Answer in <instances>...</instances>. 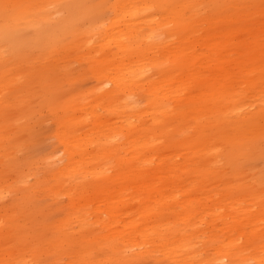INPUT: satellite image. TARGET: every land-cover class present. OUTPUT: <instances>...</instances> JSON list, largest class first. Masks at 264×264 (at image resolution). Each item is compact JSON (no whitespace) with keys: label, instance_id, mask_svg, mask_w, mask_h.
Returning a JSON list of instances; mask_svg holds the SVG:
<instances>
[{"label":"rangeland","instance_id":"rangeland-1","mask_svg":"<svg viewBox=\"0 0 264 264\" xmlns=\"http://www.w3.org/2000/svg\"><path fill=\"white\" fill-rule=\"evenodd\" d=\"M149 1L166 19L148 58L93 39L117 0H87L0 58V264H264V0ZM130 65L146 70L127 98L113 80ZM117 97L146 110L149 146ZM138 229L156 242L132 261L114 239Z\"/></svg>","mask_w":264,"mask_h":264},{"label":"bare ground","instance_id":"bare-ground-1","mask_svg":"<svg viewBox=\"0 0 264 264\" xmlns=\"http://www.w3.org/2000/svg\"><path fill=\"white\" fill-rule=\"evenodd\" d=\"M9 1L15 4L13 6L14 10H12L11 12H7L5 10L7 14L4 12V14H2L1 16L2 17V24L0 25V58L1 60H4L5 57L7 56L6 48L9 45L13 44L15 40L19 38L27 39L26 36L31 35L29 34V32L32 34L44 33L46 31H49L47 29H52L55 27V25L59 23L65 24L66 18L65 16H62V13H66L68 17L74 19L73 15H76L75 12L77 11V9L84 8L85 3L87 2V0H24V1L23 0H0V8L6 6V4ZM165 19L166 18H164L163 10L158 9L156 5H154L149 0H144V1L117 0L116 5L113 7L112 14L106 18H102L99 22H97L100 26L99 28L93 29V32H94L93 39H95L94 38L95 35H99L98 42H100L101 40L106 42L103 45L101 44L102 49L112 46L111 52L116 51L118 53L124 54V56H127V60L130 59L128 57L129 54L127 52L131 50H134L136 52L142 51L144 55L146 56V58H148L147 56L149 52H151V50L159 48V45H160L159 36L165 32L164 25H163V21H165ZM175 19L177 20L179 18H175ZM172 21H174V19H168L167 22H172ZM137 24L140 25L139 26L140 29L137 28L138 26ZM122 27L124 28L122 29ZM74 30L75 28H72L69 34H72ZM157 38L159 40L155 41ZM68 44H70V41H68L64 45V48ZM99 46L100 45H94V46L91 45L89 52H92V51L99 52L100 51ZM18 50L20 49L19 48L13 49V51L15 52H18ZM18 53H15V54H18ZM145 68L146 67L143 66L141 69H138L137 67H132L131 65L127 67L124 66L122 68L123 72L125 73L119 74L118 77L115 80H113L114 81L113 83L115 84V87L123 93L122 94L123 96H126L127 98L129 97L128 94L135 96L134 89L143 81V80H140V76L146 70ZM149 82H150V85L153 86L155 91L159 92V88L157 87V82H155L154 80H149ZM160 92L162 93L164 97L167 96V94L164 93V90H160ZM127 98L125 97L115 98L118 101L117 109L119 110L117 111H119L122 114V117L125 119V123H128V128L130 129L131 136H133V141L140 142V143L142 142V146H149L148 144L151 141L150 135H143L146 132V129L144 127L148 124L147 121L144 119V113L146 110L140 112L142 109H139L136 106L135 102H132ZM161 105H163L162 101H155L154 108L159 107ZM129 110H131V112H129ZM151 120L157 125H160V128L164 126L165 121L163 118H161V116L153 115ZM137 123H140V124L138 125ZM117 152H118V155H120L119 151ZM167 158H168L167 156L160 154L159 164L155 168V170H153V172L151 173L152 175L160 176L161 179H163L164 173H166L167 167H168L167 165L168 161H166ZM140 159H141V162L143 163V166L151 162V159L148 156H141ZM92 170L93 169L91 168L90 171ZM169 196L170 195H167V194L163 195L165 199H167V197ZM110 211L114 212L112 205H110ZM122 225H124L122 226L123 228L127 226L126 223H123ZM141 238H144L146 241L144 247L147 248L145 252L148 253L149 252L148 248L150 247L149 245L154 244L156 241L153 237L151 238V235L149 233H146L144 230L138 229L137 232L133 234V237L122 238V239L115 238L114 241H116L117 244H119L120 246L123 245V247L129 250L127 257H130V259L134 261V260H137V257H136L137 252H135V247L140 245ZM159 239H161L160 240L161 245L166 247L167 244L165 243L164 245L163 243V240L166 239L165 234L160 233ZM227 239L228 241H230L228 236H227ZM178 241H181V240H178ZM188 241L189 240H187V242ZM235 244H237L235 240L234 241L232 240L229 243V245H235ZM177 249L178 247H175L171 251H168L167 249V252L164 254L167 255L169 259L170 258L177 259L178 258ZM194 252H193L194 253L193 255H189V253L187 252L186 253L187 258H185L184 260L194 261L195 259H197V256H199V254L196 251ZM226 256L227 255L224 254V256L219 260V264H224ZM180 262H185V261L180 260ZM202 263L203 262H201V264Z\"/></svg>","mask_w":264,"mask_h":264}]
</instances>
